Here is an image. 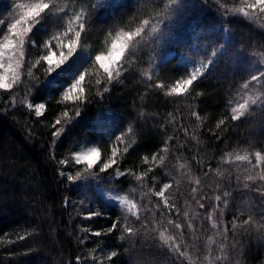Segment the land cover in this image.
<instances>
[{
    "label": "trees",
    "instance_id": "16d2710c",
    "mask_svg": "<svg viewBox=\"0 0 264 264\" xmlns=\"http://www.w3.org/2000/svg\"><path fill=\"white\" fill-rule=\"evenodd\" d=\"M34 2L0 0V45ZM45 2L34 44L16 50L19 82L0 89V264H264V81L250 80L264 71V14L237 12L247 0ZM145 19L109 78L95 56ZM70 41L91 55L76 62L79 100L63 96L75 78L43 59ZM184 59L214 63L174 94L191 74ZM245 101L251 114L233 120ZM86 140L99 145L91 168L73 156ZM113 149L117 163L101 171ZM164 183L168 205L155 195Z\"/></svg>",
    "mask_w": 264,
    "mask_h": 264
},
{
    "label": "snow or ice",
    "instance_id": "6c2138e0",
    "mask_svg": "<svg viewBox=\"0 0 264 264\" xmlns=\"http://www.w3.org/2000/svg\"><path fill=\"white\" fill-rule=\"evenodd\" d=\"M21 7L25 8V11L19 16L18 19L14 20L12 23L7 25L8 28V34L3 37L4 43L0 45V89H11L13 85L17 84L19 82V72L18 69L20 67V60L17 58V49H23L26 43V38H29L30 41V34L33 33L34 28H36L37 25H39L43 19V15L46 13V10H49L51 5L48 2H45V0H35L34 3L28 4V5H22ZM237 12H240L243 14L244 17L255 20L257 19L261 14H264V0H247V2L244 4V7L239 8L236 10ZM76 19L79 20L80 17L76 16ZM149 24V20L145 19L143 22L138 26L135 31H129L124 32L121 30L117 33L116 37L113 39L111 47L107 50V52H101L99 55L95 56V61L99 62L100 67L104 70V72L107 74L109 78L113 76V72L117 71V66L120 64V61L123 59L125 52L128 50L129 45L136 39L141 37V34L145 30V26ZM84 25L80 24V28L83 29ZM69 31H72L71 26H69ZM76 42H79L81 37V31L75 32ZM30 43L34 44V41H30ZM5 50H8L10 53V62L5 63L4 62V56H5ZM77 53L76 44L73 42H69L67 53L64 54L61 53L60 57L55 62V67L52 69H49V71L54 72L57 69H61L73 56ZM19 57L22 58L24 53L23 51L19 52ZM213 57L216 55L215 52H213ZM44 60H46L49 64H52L53 62V55L52 53H49L47 56L43 57ZM107 61V63H105ZM214 61L212 59H209L207 62V65H202V67L210 66L213 64ZM198 74L202 75L200 69H197V71L192 72L187 76V78H180L177 79L175 82V85L171 88V93L174 94H182L186 93L190 86L194 85L195 82L198 80ZM85 76L83 72H80L79 75L74 79V83L71 84L70 87L67 88V90L63 93L64 99H75L79 100L81 99L80 95H77V93H82L83 89L81 88V83L84 81ZM250 80L253 82L257 81H264V71H260L258 74H253L250 77ZM162 87V86H161ZM244 87H247V84L244 85ZM252 104H256L257 101L253 99L251 101ZM29 108L32 107L31 104L28 105ZM44 105L40 104L36 108V115H40V109H43ZM232 113V119L233 120H240L242 117H245L246 115H250L249 111V104L247 101L245 103L239 104L238 107L231 108ZM64 115H67L65 113ZM77 115H79V112H77ZM56 124H59L60 121L57 120L55 122ZM131 130V129H130ZM61 133L57 131L54 133V135L59 136ZM117 140L120 139V137H116ZM125 151H127V148H125ZM117 151L116 149L112 150V156L109 158L107 162L103 164L101 167V171H105L106 169L111 168L113 165L117 163L116 161ZM258 161L260 160V153H256ZM100 152L98 148H91L88 152L84 154L78 153L76 156L77 161L83 159L87 161L88 167L91 168L93 164L99 160ZM153 159H155V156H153ZM237 160H247V156H237ZM119 175H123L124 173H118ZM71 181H76L78 179H81L80 176H70L68 177ZM86 179V177H84ZM139 179V178H138ZM248 180L254 179L252 176L247 177ZM261 179H264V175L261 176ZM199 183V181H197ZM171 185L169 183H164L162 186V189L159 192H156L155 195L161 198H164V204L168 205L169 201L165 197V190L169 189ZM195 191V189H193ZM110 199L113 200H119L121 203V206L129 205V202L126 198H122L119 196H112ZM217 200L220 199V197H216ZM134 205H131L128 207L129 212H133V215L136 213L133 211ZM203 207V205H201ZM96 213H89V217L92 215H95ZM247 223V222H246ZM235 226V225H234ZM176 228H180L181 226L179 224L175 225ZM189 227H191V224L189 223ZM213 227H215V224H213ZM116 228V224L113 223V225L108 229V231H112ZM127 232L129 234L133 233V229L131 227L127 228ZM95 235L99 236L100 232H96ZM163 238V233L160 234ZM264 235V234H262ZM176 251H179V246H176ZM111 255L114 257L117 255V253L114 251L111 253ZM181 255H183L181 253ZM80 260V257H76L74 264H78Z\"/></svg>",
    "mask_w": 264,
    "mask_h": 264
},
{
    "label": "rangeland",
    "instance_id": "374dc122",
    "mask_svg": "<svg viewBox=\"0 0 264 264\" xmlns=\"http://www.w3.org/2000/svg\"><path fill=\"white\" fill-rule=\"evenodd\" d=\"M227 38H228V36H227ZM68 46H69V44L67 43L65 45V49H62V47L59 50L57 48H54V47L50 48L48 54L49 53H52V55H53V62H52V64H55L56 60L60 57V55H61L62 52L64 54L67 53ZM4 57L7 58L6 61H4V62L6 64L9 63L10 62V54H9L8 50H5V56ZM90 57H91V55H90L89 51L78 48L77 49V53L74 54V56L63 66L65 69H67L65 71L66 74H68L71 78H76L79 75V73L82 72L81 71V67L76 62H81V61L88 60ZM105 63H107V61H105ZM182 63L185 66L191 68L190 69L191 70V73L194 72V71H197V69H200L201 73L207 72L209 70V68H210V66L202 67V65H207V63H205V62H203L201 60L200 61H194L192 59H184L182 61ZM52 64H50V65H52ZM200 76L201 75L198 74V77H200ZM79 144H80V146L76 149V151L73 154V156H74V158H75L76 161H77L76 156H77L78 153L84 154V153L88 152L89 149H91L93 147L99 149V145L97 143L91 142L90 140L83 141L82 143H79ZM77 162L87 163V161H85L83 159H81V160H79ZM102 193L106 196V198L108 200H110L111 202H115L118 205H121L120 201L119 200L110 199V197H112V196H119V197H122V198H126L124 195H122L120 193H116V192H112V191H107L105 189L102 190ZM127 201H128V199H127ZM126 206H131V205L129 203V205H126Z\"/></svg>",
    "mask_w": 264,
    "mask_h": 264
}]
</instances>
